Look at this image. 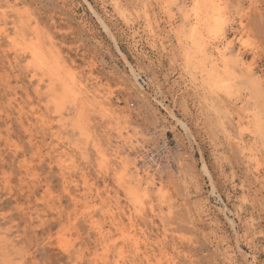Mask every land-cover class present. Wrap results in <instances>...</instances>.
<instances>
[{
  "label": "rangeland",
  "instance_id": "obj_1",
  "mask_svg": "<svg viewBox=\"0 0 264 264\" xmlns=\"http://www.w3.org/2000/svg\"><path fill=\"white\" fill-rule=\"evenodd\" d=\"M216 3L187 60L194 0H0V264H264V0ZM3 31L59 58L77 100L58 111Z\"/></svg>",
  "mask_w": 264,
  "mask_h": 264
},
{
  "label": "bare ground",
  "instance_id": "obj_2",
  "mask_svg": "<svg viewBox=\"0 0 264 264\" xmlns=\"http://www.w3.org/2000/svg\"><path fill=\"white\" fill-rule=\"evenodd\" d=\"M217 1V0H216ZM215 0H194V5H193V10H192V22H191V31L190 33H187L188 34V40L190 42V48H192L191 51H188L185 56L187 58V60H190L191 58H193L194 56H199V55H204V48H205V44L202 45V42H203V35H202V31L203 30H207L208 33H212V32H209V29L211 28H220L222 27L224 24H223V15H222V6H220V4H217ZM220 3V2H219ZM192 5V4H191ZM190 5V6H191ZM225 10V9H224ZM5 12V11H4ZM225 13V12H224ZM185 17V16H183ZM225 20V18H224ZM13 22V21H12ZM11 22V23H12ZM17 22V21H16ZM26 22V21H25ZM225 22V21H224ZM227 23V22H226ZM13 24V23H12ZM17 26V25H16ZM23 26V25H22ZM20 27H18V30H19ZM25 28V27H24ZM29 29V28H28ZM223 29V28H222ZM30 30V29H29ZM28 30V31H29ZM214 30V29H213ZM212 30V31H213ZM216 30V29H215ZM219 30V29H218ZM15 31V30H14ZM189 31V30H188ZM220 31V30H219ZM4 32V36L6 38H9V33L6 32V31H3ZM24 32L28 33L27 31L24 30ZM217 32V31H216ZM215 32V33H216ZM222 32V31H221ZM17 33V32H16ZM37 33V31H36ZM220 33V32H219ZM15 34V33H14ZM13 34V35H14ZM207 34V33H206ZM205 34V35H206ZM25 35V33H24ZM21 36V35H20ZM36 36V35H35ZM209 36H215L214 34L213 35H209ZM217 36V35H216ZM225 36V35H224ZM32 37V36H31ZM37 37V36H36ZM205 37V36H204ZM219 37V36H218ZM22 38V37H20ZM39 38V37H38ZM183 38V37H182ZM207 38V37H206ZM209 38V37H208ZM217 38V37H216ZM215 38V39H216ZM10 39V43H11V47L13 49H15V61H16V58L19 56V52L22 51L23 54H25L24 52H26L31 60L29 62V67L33 68L34 72L32 74V77H36V75H40L39 79L40 81H44L45 79H50L51 82H50V85H49V91H51V93L53 92L55 94V98L53 99V103L57 106V110L59 111L62 106L65 104V102H67L69 99L73 100V101H76L77 98L79 97L78 95V92L76 90H74L72 87L73 85V76L69 73V70H67L68 68L65 67L60 64V61L56 58V59H51L50 57V54L45 50V48L43 47V45L40 43V41L38 39H31L29 42H24L26 43L25 46H22L20 45V41H18L17 39ZM19 39V38H18ZM41 39V38H40ZM212 39V38H211ZM24 40V39H23ZM229 40V39H228ZM187 41V40H186ZM45 44V43H44ZM188 44V43H187ZM227 44V42H226ZM208 45V44H207ZM187 46V45H186ZM185 47V46H184ZM12 49V50H13ZM50 49V48H49ZM186 49V48H185ZM229 49V48H228ZM218 50V49H216ZM223 50V49H222ZM14 51V50H13ZM219 52V50H218ZM229 52V51H228ZM8 53V52H7ZM225 54V53H224ZM27 55V56H28ZM220 55H223V52L220 50ZM227 55V54H226ZM207 56V55H206ZM216 56V55H215ZM224 56V55H223ZM209 57V56H208ZM211 57V56H210ZM213 57V56H212ZM234 57V56H233ZM25 58V56H24ZM219 59V58H218ZM231 58L229 57L228 60H230ZM204 60V59H201V61ZM216 60V59H215ZM219 61V60H218ZM13 62V61H12ZM17 62V61H16ZM62 62V61H61ZM222 62L223 64L225 63H228L227 60L225 59V57H222ZM19 63V62H18ZM198 63V61L196 62ZM204 63V62H203ZM206 63V62H205ZM233 63V62H232ZM65 64V63H63ZM200 64V63H199ZM198 64V66H199ZM213 64H215L213 62ZM202 65V64H201ZM26 66V65H25ZM24 66V67H25ZM194 67V65H193ZM209 68V67H208ZM222 69V67H220ZM224 69L223 72L226 74V75H229V72H228V69H226V66L223 67ZM217 69V68H216ZM203 70V69H202ZM208 70V69H207ZM72 72V71H70ZM203 72V71H201ZM205 72V71H204ZM219 72V71H218ZM216 73V74H219V73ZM231 72V71H230ZM234 72V71H233ZM213 71H207L205 72V77H204V81L206 83H209V84H212L213 86L215 87H212V88H217L219 90H223L225 92H229L230 87H231V83H230V78L226 79V78H222L219 79L217 78V75H216ZM74 75V73H73ZM220 75V74H219ZM233 75V74H232ZM230 76V75H229ZM38 77V76H37ZM237 77V76H236ZM74 78H76V76H74ZM31 80V79H30ZM231 80H234V79H231ZM253 81V80H251ZM79 82V81H78ZM252 83V82H251ZM235 84V83H234ZM253 84V83H252ZM251 84V85H252ZM48 85V83H47ZM77 85V84H75ZM80 85V84H79ZM77 85V86H79ZM253 86V85H252ZM81 87V86H80ZM39 88V87H38ZM45 88H48V87H45ZM210 88V87H209ZM82 89V88H80ZM38 92V91H37ZM81 91H79L80 93ZM220 92V91H219ZM256 94V92H255ZM50 95V94H49ZM82 96V95H81ZM49 97V96H48ZM52 97V95H51ZM51 101V99H49ZM70 100V103L72 102ZM82 100V99H80ZM51 104V103H50ZM80 104V103H79ZM75 107H76V104H75ZM81 107V106H80ZM32 109V108H31ZM66 109V108H65ZM79 109V108H78ZM65 111V110H63ZM68 111V110H67ZM78 111V110H77ZM63 113V112H62ZM77 114V113H76ZM59 115V114H58ZM79 115V114H78ZM82 115V114H80ZM61 116V115H60ZM66 116V115H65ZM69 117V116H68ZM77 117V116H76ZM75 117V118H76ZM70 118V117H69ZM80 118V117H79ZM258 118V117H257ZM65 119V118H64ZM69 120V119H68ZM260 120V119H258ZM64 121V120H63ZM62 121V122H63ZM71 121V120H69ZM50 123V122H49ZM261 124V122H259ZM72 124V123H71ZM78 124V123H77ZM256 124H258L256 122ZM62 125V124H61ZM74 125V124H73ZM84 125V123H83ZM82 125V126H83ZM185 125V124H183ZM66 126V125H65ZM64 126V127H65ZM80 126V124H79ZM29 127V126H28ZM68 127V126H67ZM260 125L256 128H259ZM72 128V126H71ZM77 128V127H76ZM81 128V126H80ZM187 128V127H185ZM79 130V129H78ZM84 130V129H83ZM261 130V129H260ZM81 130H79L80 132ZM187 131V130H186ZM257 132V131H256ZM261 133V131H260ZM56 142V141H55ZM131 146V145H130ZM78 147V146H77ZM134 148V147H133ZM47 158V157H46ZM130 158V157H129ZM126 162V161H125ZM124 163V167H125V164L127 165V163ZM122 163V164H123ZM131 163V162H130ZM129 164V163H128ZM135 164V163H134ZM131 164H129L130 166ZM123 167V168H124ZM131 167V166H130ZM130 167H126V168H130ZM144 167V166H143ZM146 167V165H145ZM132 169H133V172L132 171H129L132 172V174L130 175V178L128 179L129 182H131V184L133 183L135 186L136 185H139L141 183H144L146 185V187H149V185H153L155 183V181L157 180L156 178V175L154 173H151L149 172L147 169H140L136 166H132ZM124 170V169H122ZM129 170V169H128ZM65 171V170H64ZM127 173V170H125ZM158 171V170H157ZM63 173V171H62ZM61 173V174H62ZM126 175V174H124ZM129 176V175H128ZM127 176V177H128ZM123 177V176H122ZM63 179V178H62ZM124 181V179H121ZM127 179H125L126 181ZM124 181V182H125ZM128 182V181H127ZM126 184V183H124ZM72 185V184H71ZM129 186V184H128ZM133 186V187H135ZM68 187V186H66ZM127 187V186H126ZM131 188V185L129 186ZM65 189V188H64ZM135 190V189H134ZM136 191V190H135ZM72 193V192H71ZM128 193V192H127ZM129 193L130 194H133L134 191H133V188L129 190ZM138 195V194H137ZM136 195V196H137ZM129 196V195H127ZM132 198V197H131ZM138 198V197H137ZM140 198V197H139ZM130 199V197H129ZM135 199V197L133 198ZM131 200V199H130ZM137 201V199H136ZM138 202V201H137ZM73 205V204H72ZM89 209V207H88ZM122 209V208H121ZM116 212V211H115ZM111 214V213H110ZM112 215V214H111ZM115 215V214H114ZM145 217V216H144ZM130 219V218H129ZM92 220V219H91ZM130 221V220H129ZM128 221V223H130ZM153 221V220H152ZM91 222V221H90ZM93 222V221H92ZM12 223V222H11ZM75 223V222H74ZM128 225V224H127ZM134 225V224H133ZM69 228V226H67ZM130 227V226H128ZM120 229V228H119ZM132 229V228H131ZM75 230V229H73ZM125 232V231H124ZM129 233V232H128ZM133 233V232H132ZM97 234V232H96ZM100 234V233H99ZM123 234V233H122ZM98 235V234H97ZM136 235V234H134ZM140 236V235H139ZM166 236V235H165ZM101 238H103L101 236ZM138 238V236H137ZM140 238V237H139ZM138 238V239H139ZM148 238V237H147ZM108 239V238H107ZM106 239V240H107ZM105 240V241H106ZM135 240V239H134ZM152 241V240H151ZM161 241V240H160ZM139 243V240L137 241ZM137 242H134V246H135V249L138 250V244L137 245ZM162 243V242H161ZM62 245V244H61ZM133 245V244H132ZM161 245V244H160ZM106 246V245H105ZM108 246V245H107ZM155 246V245H154ZM158 246V245H157ZM68 247V246H67ZM103 247V246H102ZM122 247V246H121ZM106 248V247H105ZM2 249V248H1ZM168 249V248H167ZM121 250V248H120ZM167 251V250H166ZM2 252V251H1ZM5 252V250H4ZM3 252V253H4ZM20 252V251H19ZM21 253V252H20ZM123 253V252H122ZM143 253V252H142ZM7 254V253H6ZM145 255V253H143ZM5 255V254H4ZM147 255V254H146ZM165 255V254H163ZM1 256V255H0ZM108 256V255H107ZM110 256V255H109ZM166 256V255H165ZM170 256V255H169ZM8 257V256H7ZM6 258V256L4 257L3 256V259ZM109 258V257H108ZM111 258V257H110ZM143 258V257H142ZM11 259V258H10ZM96 259V258H95ZM132 260V259H131ZM147 260V264H151L149 261V258L146 257ZM134 261V260H133ZM153 261V260H152ZM166 261V260H165ZM10 262V261H9ZM121 262V261H120ZM143 262V261H142ZM169 262V261H168ZM122 263V262H121ZM134 263V262H132ZM135 263H138V262H135ZM23 264V263H22ZM102 264H107V261L106 260H102ZM114 264H119V260H116L114 262ZM131 264V263H130ZM139 264V263H138ZM158 264V262H157ZM163 264V263H162ZM169 264V263H168ZM171 264V263H170Z\"/></svg>",
  "mask_w": 264,
  "mask_h": 264
},
{
  "label": "snow or ice",
  "instance_id": "obj_3",
  "mask_svg": "<svg viewBox=\"0 0 264 264\" xmlns=\"http://www.w3.org/2000/svg\"><path fill=\"white\" fill-rule=\"evenodd\" d=\"M261 42H264V36L261 37ZM261 126L264 128V119L261 121Z\"/></svg>",
  "mask_w": 264,
  "mask_h": 264
}]
</instances>
